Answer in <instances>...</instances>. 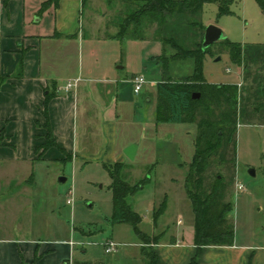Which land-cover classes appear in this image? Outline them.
<instances>
[{"label":"rangeland","instance_id":"374dc122","mask_svg":"<svg viewBox=\"0 0 264 264\" xmlns=\"http://www.w3.org/2000/svg\"><path fill=\"white\" fill-rule=\"evenodd\" d=\"M10 6L11 0H2L0 9L5 7L7 10ZM13 7L24 13L43 15L39 28L32 25L28 32L52 33L56 0H23L13 3ZM84 9L85 18L105 13L108 19L117 17L106 12L110 11L109 3L101 0L88 2ZM232 11L219 15L218 5L207 3L200 13L187 14L181 19L171 18L167 26L177 23L172 34L188 48L201 45L209 25L220 27L226 38L241 43L244 48L264 46V5L257 0H238ZM123 18L119 15L120 20ZM191 21L197 24L191 26ZM160 25L155 19H146L145 33L142 31L145 38L142 39L133 36L132 29L124 38H118V28L111 24L106 29L87 28L76 56L74 49L66 52L61 47V40L44 44V49L47 52L50 45L56 54L53 64L57 68L47 70L48 75L56 76L57 69L62 77L72 75L73 72L69 73L61 64L67 59L73 67L76 60L77 73L83 69L85 76L100 79L84 82L92 89L96 108L89 114L91 128L85 126L80 113L79 137L91 132L95 134V142L103 139L101 120L108 116V110H115L118 147L124 149L132 143L140 145L135 159H125L123 178L132 185H139L142 180L144 184L127 197V202L141 214L139 229L142 232L150 236L164 233V240H169L176 235L177 229L184 228V234L188 231L187 238L194 231V213L185 180L195 156L198 127L195 123L157 120V82L167 78L182 79L194 69L193 59L170 60L165 68L158 58L155 59L164 52L168 55L175 52L167 45L164 50L163 42L156 40ZM162 34L171 35L170 29ZM254 51L239 65L232 61L227 47L220 40L210 46L203 71L210 83H240L236 156L232 164L215 162L207 173L211 179L219 172L224 176L227 199L233 203L229 218L234 225L235 243L257 249L264 247V54ZM154 53L158 54L149 59L148 56ZM141 73L150 81L139 95L134 93L130 78ZM118 84L125 86L119 95ZM3 148L8 154L11 151L19 153L20 159L0 163V239L17 240V244L32 239L42 244L71 240L75 245L74 261L144 263L141 239L133 226L114 223L111 219L112 177L104 161H62L45 156L27 160L21 159L26 151L25 144H20L18 149L11 145ZM66 158L70 156L67 154ZM251 170L255 173L252 174ZM240 184L245 188L238 189ZM165 200V211L154 221V214ZM180 219L182 224L178 223ZM111 239L119 243V248L108 254L104 243Z\"/></svg>","mask_w":264,"mask_h":264},{"label":"crops","instance_id":"0c3cea01","mask_svg":"<svg viewBox=\"0 0 264 264\" xmlns=\"http://www.w3.org/2000/svg\"><path fill=\"white\" fill-rule=\"evenodd\" d=\"M18 1L23 0H11L10 8L0 9V163L4 160L20 159L19 153L8 150L11 151V154H8L3 148L5 145H11L14 149H18L20 144L26 145L25 154L21 159L45 156L62 161L98 159L105 163L124 162L129 158L125 150L131 144L124 149L118 147V118L114 117L113 108L110 107L112 112H109L111 109L108 110V116L103 117L100 123L103 139L95 142V134L91 132L83 138L78 134L80 113L85 126L91 128L92 118L89 114L96 108V100L91 94L92 89L84 82L100 79L85 76L83 69L77 73L76 60L73 67L67 59L61 64L69 73L73 72L72 75L62 77V73L58 72L60 69H57L56 76L48 75L47 70L57 68L53 64V57L56 54L50 45L46 52L44 44L61 40L64 42L61 47L66 52L74 49L76 56L79 52V44L84 41L87 28L106 29L111 24L115 25L119 32L121 21L136 7V4L129 3L130 0H101L109 3L110 11L106 10V12L117 17L108 19L105 13L85 18L84 8L88 2L94 0H56L53 34L43 35L28 32V27L32 28V25L35 29L39 28L43 22V15L36 12L24 13L23 10L15 9L13 3ZM119 15L124 18L120 20ZM155 54L158 53L151 54L148 58L152 60ZM137 75L139 74L130 78L133 91V79ZM76 79H79L77 85L66 90V85ZM148 81L150 80L147 78ZM116 88L119 95L125 86L118 84ZM50 91L54 96L47 106L49 123L58 147H51L47 151L41 149L37 152L36 147L44 144L47 134V129L40 124L46 122L45 102ZM143 91L144 88L141 93ZM139 148L140 145L135 158ZM67 154L70 156L69 159H66ZM178 223L183 222L180 219ZM183 230L184 228L177 229L176 235H172L169 240H164V233L157 234L160 238L153 247L160 263L189 264L195 257L198 264H264V247L253 249L251 246H240L234 240L232 246H204L198 253L194 244V231L191 236L188 234L190 237L187 238L188 231L184 234ZM16 242L18 241L13 239H0V264H74L75 262V245L71 240L55 241L52 244L47 242L42 244L34 239L23 240L18 244ZM36 255L39 257L38 260Z\"/></svg>","mask_w":264,"mask_h":264},{"label":"trees","instance_id":"16d2710c","mask_svg":"<svg viewBox=\"0 0 264 264\" xmlns=\"http://www.w3.org/2000/svg\"><path fill=\"white\" fill-rule=\"evenodd\" d=\"M128 1V0H125ZM238 0H130L136 7L121 21L118 38H124L132 29L136 38H145V21L157 20L160 28L156 30V40L171 46L175 51L168 55L156 57L165 68L168 61L177 59H193L192 74L179 80L171 78L157 82V120L171 123H195L198 134L195 141V156L190 164L185 180V189L191 201L194 213V244L199 253L204 246H232L235 240V230L229 218L233 210V203L227 199L228 188L224 176L219 172L212 179L208 177L209 168L215 163L220 165L232 164L236 156V132L239 111L240 88L238 83H210L204 76L203 64L210 47L204 50L201 45L196 48L184 46L172 34L177 23H170L171 18L181 19L187 14L200 13L207 3L218 5L219 15L231 14L232 6ZM264 5V0H257ZM177 21V20H176ZM197 23L191 21L190 25ZM166 25V26H165ZM176 26V27H175ZM132 27V28H131ZM170 29L171 35L164 36V30ZM143 31V33H142ZM130 33V32H129ZM204 38V37H203ZM203 42V40H202ZM230 53L233 62L241 64L253 50L264 54V46H242L228 38L222 40ZM194 93H200L199 98H193ZM54 93L50 91L45 102V124H38L47 129L45 142L36 147V151H47L51 147H58L49 123L48 102ZM228 156L229 159H228ZM67 159V158H66ZM112 177L113 214L114 223L131 224L142 241L141 253L143 264H162L153 247L158 243L160 235H147L139 229L142 221L140 213L135 211L127 202V197L143 187L144 180L139 185H132L123 178L124 162L104 163ZM231 168V165L228 166ZM166 209V200L154 214V221ZM39 257L36 255V260ZM26 264V263H24ZM74 264H94L92 262L75 261ZM189 264H198L194 257Z\"/></svg>","mask_w":264,"mask_h":264},{"label":"water","instance_id":"95a60500","mask_svg":"<svg viewBox=\"0 0 264 264\" xmlns=\"http://www.w3.org/2000/svg\"><path fill=\"white\" fill-rule=\"evenodd\" d=\"M226 39V34L225 32L218 26L216 25H209L206 30H205V34H204V38H203V42H202V48L204 50H206L207 48H209L212 44H214L215 42H218L220 40ZM200 93H194L193 94V98H199L200 97ZM138 149V144L137 143H133L130 146H128L125 150V154L130 158V159H134L136 156V152ZM252 174L255 173L254 170H251ZM61 180H66L65 178H61Z\"/></svg>","mask_w":264,"mask_h":264},{"label":"built area","instance_id":"2783aa9c","mask_svg":"<svg viewBox=\"0 0 264 264\" xmlns=\"http://www.w3.org/2000/svg\"><path fill=\"white\" fill-rule=\"evenodd\" d=\"M79 81V79H76L74 81H70L65 89L66 90H70L71 88H73L74 86L77 85V82ZM147 83V78L144 74H139L137 76L134 77L133 79V85H134V92L136 94H140L141 91L144 88V85ZM244 185L240 184L238 185V189H244ZM68 202L70 203L71 201L68 200ZM104 247H105V252L106 253H114L118 251L119 248V243L114 242L112 239L108 240L104 243Z\"/></svg>","mask_w":264,"mask_h":264}]
</instances>
